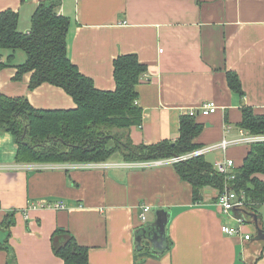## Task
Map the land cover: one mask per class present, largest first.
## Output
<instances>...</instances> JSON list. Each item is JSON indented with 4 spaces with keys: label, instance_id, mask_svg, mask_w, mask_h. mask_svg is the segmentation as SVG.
<instances>
[{
    "label": "crops",
    "instance_id": "crops-1",
    "mask_svg": "<svg viewBox=\"0 0 264 264\" xmlns=\"http://www.w3.org/2000/svg\"><path fill=\"white\" fill-rule=\"evenodd\" d=\"M45 1L0 0V13H17L18 30L29 33ZM57 12L69 20V60L97 90L115 89L118 56L135 54L146 66L136 87L142 123L129 130L135 146L175 142L180 118L208 101L218 109L195 117L202 125L194 139L200 148L249 133L239 127L242 108L264 115V0H61ZM25 60L22 50H0L3 95L25 97L38 110L76 109L59 87L44 83L29 90L30 73L16 80V67ZM228 73L237 75L242 95L229 87ZM250 146L202 157L212 167L232 160L235 170ZM17 152L12 134L0 131V264H63L51 247L57 229L87 248L88 264H264V232L258 233L253 219L240 209L223 214L213 188L193 201L192 186L179 178L174 164L137 166L119 158L104 162L106 167L18 163ZM58 201L63 210L54 208ZM44 202L51 207L38 205ZM144 205L151 208L145 223ZM155 210L169 214L163 248L143 241L138 250L136 232L155 221ZM249 212L264 231V204ZM7 220L8 230L2 226ZM223 224L240 228V234H223Z\"/></svg>",
    "mask_w": 264,
    "mask_h": 264
},
{
    "label": "trees",
    "instance_id": "trees-1",
    "mask_svg": "<svg viewBox=\"0 0 264 264\" xmlns=\"http://www.w3.org/2000/svg\"><path fill=\"white\" fill-rule=\"evenodd\" d=\"M60 3L61 0L40 3L32 16L29 33L18 30L17 13L11 10L0 13V50L12 54L22 50L26 55L25 62L16 67L15 79L30 73L29 90L47 83L64 90L76 105L74 110H38L25 97H8L0 92V131L10 132L14 137L18 147L16 161L88 164L119 158L125 163H147L200 148L194 139L201 133L202 125L187 115L180 118L175 142L136 146L131 143L129 130L142 123V110L135 104L136 87L147 71L146 66L135 54L118 56L113 61L115 89L97 90L92 79L82 75L68 58L69 20L58 14ZM227 81L231 90L242 95L237 75L228 73ZM241 112L239 127L251 135H264V115L256 116L250 108H242ZM174 168L179 178L192 186L195 202L201 199L204 188L220 192L225 187L224 175L215 172L202 156L175 163ZM233 174L231 188L243 192L245 197L240 210L249 212L263 205L264 181L256 176H264V142L250 146L242 166ZM8 217L13 218V214ZM11 224L7 220L2 226L8 230ZM51 247L63 264H88L87 248L64 230L55 231Z\"/></svg>",
    "mask_w": 264,
    "mask_h": 264
},
{
    "label": "built area",
    "instance_id": "built-area-1",
    "mask_svg": "<svg viewBox=\"0 0 264 264\" xmlns=\"http://www.w3.org/2000/svg\"><path fill=\"white\" fill-rule=\"evenodd\" d=\"M136 104V102H135ZM218 109L217 104L214 101H208L200 105L199 107L189 109L186 112L187 116L190 117H196V116H209L211 114H214ZM264 142V135H251L246 132H241L240 135L233 139H223L219 143L205 146L200 149H196L190 153L181 155V156H175L171 158H167L164 160L154 161L155 164H175L182 161H187L192 158H196L199 156H203L206 153L214 152V151H225L228 147L237 146V145H252L255 143H261ZM149 163V162H147ZM94 164L96 166H110L106 165L105 163H88V165ZM132 163H128L130 165ZM137 164H144V163H136ZM138 166V165H137ZM214 170L218 174L224 175L225 177V187L220 191L216 197V206L220 209V211L223 214H228L232 209H241L245 205V197L244 193H237L233 188L230 186V182L234 179V163L232 160H223L218 161L214 164ZM40 207L44 206H50L49 203H39ZM55 209H61L63 210L65 208L64 203L62 201H58L56 205L54 206ZM151 211V208L148 205H144L142 207V212L140 215V219L143 223L146 222V215ZM243 222V219L239 218L237 219V223L241 224ZM221 232L227 236H233L240 234V228L235 226H229L223 224L221 226ZM250 235H244L245 240H249Z\"/></svg>",
    "mask_w": 264,
    "mask_h": 264
},
{
    "label": "water",
    "instance_id": "water-1",
    "mask_svg": "<svg viewBox=\"0 0 264 264\" xmlns=\"http://www.w3.org/2000/svg\"><path fill=\"white\" fill-rule=\"evenodd\" d=\"M243 212V211H242ZM244 215L250 216L253 223L257 227L258 233L261 234L264 231L259 229L258 217L249 212H243ZM155 221L148 226L140 228L135 235L136 249L140 250L143 248L141 243L146 241L150 243L153 249L160 250L163 248V242L165 240V228L169 220V214L165 210H155ZM238 219L241 216L237 217Z\"/></svg>",
    "mask_w": 264,
    "mask_h": 264
}]
</instances>
